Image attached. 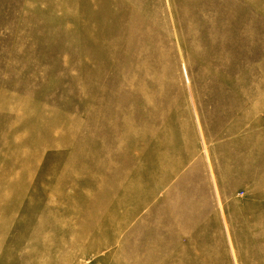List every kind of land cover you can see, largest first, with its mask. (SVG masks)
<instances>
[{"label": "rangeland", "instance_id": "rangeland-1", "mask_svg": "<svg viewBox=\"0 0 264 264\" xmlns=\"http://www.w3.org/2000/svg\"><path fill=\"white\" fill-rule=\"evenodd\" d=\"M138 177L115 241L162 224L153 264H264V0H0V264H141L84 256Z\"/></svg>", "mask_w": 264, "mask_h": 264}, {"label": "bare ground", "instance_id": "bare-ground-1", "mask_svg": "<svg viewBox=\"0 0 264 264\" xmlns=\"http://www.w3.org/2000/svg\"><path fill=\"white\" fill-rule=\"evenodd\" d=\"M161 61H163V60H161ZM166 146H164V147H166ZM157 147L159 148V146H157ZM170 147H171L170 148V150H171L173 146H170ZM179 147H181V146H179ZM166 148H163V149H166ZM158 150H160V152L161 151L163 152V150H161V149H157V151ZM177 151H179V150H177ZM160 152L158 151L157 155ZM180 152H181V154H183L184 150L182 149ZM157 155H155V156H157ZM177 155H179V154H175V156H177ZM152 156H153V160H154V155L152 154ZM158 156H160V155H158ZM163 158H165V157H163ZM166 159H167V157H166ZM156 160L157 159H155V161ZM156 163H152V164L156 165ZM158 163H159V165H158L159 167L160 166L161 167L164 166V163H162V161H160ZM172 164L173 165L167 166V168L165 169L166 173H168L167 177H166V174L165 175L162 174L164 177L163 176H162V178L160 177L161 176V170H163L162 168L160 169V171H158V173L156 174V177L153 176L154 178L160 177L159 178L161 180V181H159L160 184H158L157 180L156 181L154 180L157 185H161V183L163 185H165V181H167L169 179L168 177L173 175L175 172L177 173L179 171L180 166H181V160L177 159V161L175 163H172ZM150 167H148V168L150 169ZM154 171H155V169H154ZM135 172H134V174H135ZM147 172L148 171H146V173ZM142 173H144V172H142ZM151 173H153V172L151 171ZM151 173L150 174L149 173L146 174L147 177H149V178H147L148 181L152 177ZM132 177L130 175V178H132ZM143 177H145V176H143ZM134 178H136V176ZM166 178H168V179H166ZM138 179H139V177L135 181L134 180L132 181V179H130L131 180L130 184L129 185L125 184L126 186H128V189L126 190V192L124 191V194H122L121 198L118 201L116 200V202L111 207H109V209L106 210L102 215L94 216L93 220H94V223H95V225H94L95 227H94L93 235L91 233L90 236L91 237L93 236L94 238L98 237L99 235H101V233L103 231H106L108 233V235L106 234L107 235L106 236L103 233V235H104L103 238L101 237L102 235L99 236L102 239H100V241H98V242H96L94 244V248L92 250H90L87 253H84V256H87V255H92V256L94 255L95 256L96 254H98L100 252L113 250L112 248L116 244H118V248H119L118 252L120 251V253H124V254L126 253L127 255H131V256L135 255L137 258H138V254L140 252L146 251L147 254H145V256H143V258H142L143 261L141 260L142 261L141 264H153V263H155L157 261V259H159L160 256L158 254H154L153 251L155 250L156 247L161 245V242H159V239H161V237L163 235V232H164V226H162V224H157V226L151 225L149 229L147 228L145 223L144 224H140V225L136 226L134 229H132L130 232H128L125 235V237L123 238L122 242L115 241L116 238L119 237L120 235L122 237V235H123V233H124V231H125V229L127 227H130L127 224H129V222H132L134 219L136 220V217L139 215V212L141 211L140 209L143 206H145L148 203L149 200H153V199H150L153 196L152 194H154L153 192H149L147 194L144 193L143 194L144 196L142 197V195H141L142 194V190L139 187V185H140L139 181L140 180H138ZM126 180H128V179H126ZM144 180H146V178ZM149 183H151V180H150ZM149 183H147V184H149ZM122 186H123V184H122ZM150 186H151V184H150ZM158 187H160V186H158ZM124 188H126V187H124ZM119 197H116V199L119 198ZM175 198L176 199H174L173 203L174 204L178 203V205L180 206L181 198H179V197H175ZM49 200L54 201V198L49 197ZM112 200H114V199H112ZM177 200H178V202H176ZM170 204H171V202H170ZM174 206H176V205H174ZM159 209H160L159 207L155 208L156 211H158ZM145 219H148V217L145 218ZM177 219L178 218H171V219H169V223L170 222L174 223V222L177 221ZM145 232L148 233V234H151V238L149 237L147 240L144 239V241L141 244H139V241L142 240V238H141V240H139V238L141 237V234L143 235ZM88 233H89V231H87V234ZM76 242H78V244H80V242L78 240ZM166 247H167V245H164L165 249H166ZM125 249H127L128 251L123 252ZM121 256L126 258V256H124L122 254H121ZM83 259H86V257H84ZM129 259H130V257H129ZM121 260H123V258ZM124 260H126V259H124Z\"/></svg>", "mask_w": 264, "mask_h": 264}]
</instances>
